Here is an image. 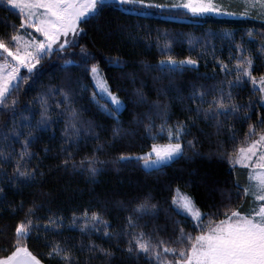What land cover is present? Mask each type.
Returning <instances> with one entry per match:
<instances>
[{
  "label": "trees",
  "instance_id": "1",
  "mask_svg": "<svg viewBox=\"0 0 264 264\" xmlns=\"http://www.w3.org/2000/svg\"><path fill=\"white\" fill-rule=\"evenodd\" d=\"M20 23L16 10L0 5V37L10 39ZM84 29L77 47L51 56L38 66L39 71L32 79L20 86L17 122L21 114L29 112L39 119L37 97L44 95L49 96V103L53 105V122L47 129L36 130V141L30 147L36 156L29 164L30 169H37L35 181L13 186L7 177L12 174L14 161L0 167V187L5 189L0 195V230L4 232L0 236V249L11 244L15 226L28 208L34 207V219L41 231L38 237L33 233L28 245L42 264H63L59 258L47 257L50 247L46 245L51 242L69 248L79 264H105L103 255L93 257L87 252L90 240L114 253L110 264H148L143 256L139 259L129 256L127 239L120 235L127 228L128 217L136 219L135 209L140 203L149 200L157 205L155 214L137 221L141 229L153 234L159 230V236L165 240L174 238L179 226L192 232L195 223L175 211L172 198L177 189L191 196L203 213L219 209L216 219L223 218L222 205L229 202V194L233 205L239 203L234 185L237 179L241 185L246 183V170L237 167L233 171L222 153L231 151L233 132L237 140L243 139L249 122L240 113L234 117H220L217 126V121L204 118L198 93L205 92V99L211 100L214 86L225 80L217 61L229 66L235 63L229 57L240 54L235 45L243 42L242 35L248 29L254 30L257 39L243 36L247 41L245 53L254 59L255 73H264V53L260 51L259 40L264 25L258 20L193 17L186 12L168 10L147 9L134 13L110 5L101 19ZM225 32L231 36H226ZM167 44H171L167 49L169 54L177 59L191 56L197 60V65L169 72L168 65H160V61L166 59ZM81 48L90 54L87 67L80 61L67 64L73 56L69 53L75 54ZM92 64L101 68L109 88L124 103L117 117L103 111L92 99L95 88L88 71ZM59 90L73 94L74 105L82 113V127L91 131V135L82 133L75 145H64V120L56 115L59 110L54 107L61 99ZM138 91L143 93V99ZM233 95L241 107L249 102L257 105L250 112L251 123L264 116V106L258 104L259 97L253 94L250 83L235 89ZM165 105L166 116L161 111ZM12 119L11 113L0 115V150L19 153L23 137H12L8 142L2 139L4 133L11 132ZM165 119L169 125L178 121L187 125L183 141L185 154L162 168L147 170L135 157L150 150L151 137L157 135ZM149 126L152 131L148 130ZM114 129L119 130V135ZM188 141H192L194 147H189ZM157 142L166 143V133L159 135ZM62 145L70 147L77 163L93 156L102 161L97 164V175L91 177L86 168L73 169L71 165L66 168ZM122 155L132 159L120 160ZM247 207L245 203V209ZM85 212L89 216L96 213L106 220L113 238L104 237L102 231L90 235L81 233L79 225L84 223L83 219H78L77 226L71 227L73 216L79 218ZM50 217L62 221L58 231L44 229Z\"/></svg>",
  "mask_w": 264,
  "mask_h": 264
},
{
  "label": "snow or ice",
  "instance_id": "2",
  "mask_svg": "<svg viewBox=\"0 0 264 264\" xmlns=\"http://www.w3.org/2000/svg\"><path fill=\"white\" fill-rule=\"evenodd\" d=\"M0 5L17 10L21 20L19 29L13 32L10 39L0 37V115L11 113L13 117L11 132L4 133L2 139L8 142L12 137H23L19 153L11 149L0 150V167L11 161L15 163L12 174L7 177L13 186L26 185L37 179V169L29 168L31 161L36 158L30 147L36 141V130L47 129L53 122V105L49 103L48 95L37 97L39 119L29 112L21 114L20 122H17V96L21 84L32 79L39 71L38 66H42L54 54L59 55L69 48L77 47L76 41L84 32V26L101 19L110 5H118L124 10H134L137 13H142L145 9L184 10L193 17L224 16L258 20L264 25V0H0ZM29 29L32 31H28ZM33 33H38L39 36ZM225 35L231 36V33L225 32ZM243 36L250 40L257 39L254 30H246L242 35L243 42L235 45V50L240 54L229 57L234 59L235 63L229 66L217 61L221 65L220 71L225 74V80L214 86L211 100L205 99V92L198 93L204 118L217 121V126L220 117H234L240 113H243L244 119L249 122L243 139L237 140L236 133L233 132L231 151L225 150L222 153L233 171L237 167L246 170V183L241 185L237 179L234 185L239 203L233 205L229 194V202L222 205L223 218L216 219L219 209L213 213H203L191 196L177 189V194L172 198L175 211L177 214L191 217L195 223L192 232H186L183 226H179L177 235L165 240L159 236V230H156L155 234L147 233L137 222L156 212L157 205L145 200L135 209L138 214L136 219L129 216L127 228L120 234L127 239L126 251L129 256H135L137 259L143 256L148 264H264V116H260L256 123H251L250 112L257 105L249 102L241 107L233 95L235 89L250 83L253 94L259 97L258 104L264 105V73H255V62L250 54L245 53L247 41L243 40ZM259 40L260 51L264 53V33L260 34ZM170 48L171 44L165 45L166 59L160 61L161 66H169V72L183 71L186 66L197 65V60L191 56L177 59L169 54L167 49ZM80 52V63L87 67L90 54L85 48H81ZM66 63L71 64L72 61ZM22 70L25 72L22 73ZM88 71L95 82L92 99L109 115L117 114L123 106V101L109 88L107 81L100 78L96 64H92ZM97 93L107 97L105 104L99 103ZM59 95L61 99L54 107L59 110L56 115L64 120V145H75L82 133L91 135V131L82 127V113L74 105L73 94L59 90ZM138 95L143 99L142 92L138 91ZM193 95L195 97L197 93L194 91ZM109 104L113 107H109ZM205 104L207 107H203ZM161 111L166 116L167 106H163ZM199 111L200 109L198 113ZM186 128L185 123L178 121L175 125H169L167 119L163 120L157 135L151 137L150 150L135 159L143 161L147 168L167 165L182 157L185 154L183 141L187 134ZM148 130L152 131V126H149ZM114 132L119 135L118 129H114ZM165 133L167 142L158 143L157 137ZM64 145L62 151L66 155L63 165L66 168L69 165L73 169L86 168L91 177L97 175V164L103 163L102 161L93 156L77 163L72 158L70 147ZM188 146L194 147L192 141H188ZM47 151L45 149L46 153ZM119 159L128 160L132 157L122 155ZM39 174L43 175L42 172ZM4 192L5 189L0 187V195ZM245 203L248 205L247 209ZM34 211V207L28 208L24 218L15 226L11 244L0 249V264H42V260L28 245L33 233L38 237L41 231L40 225L34 219ZM78 219L84 221L79 225L81 233L90 235L92 232L102 231L104 237L113 238L114 234H110L108 230V222L96 213L89 216L85 212L79 218L73 216L70 226L76 227ZM61 224L59 218L54 220L50 217L44 229L58 231ZM3 235L4 232L0 230V236ZM46 246L50 247L47 254L49 259L59 258L63 264H79L71 250L66 246L61 247L59 242H51ZM86 250L93 257L97 254L103 255L105 264H110L114 255L110 249L91 240Z\"/></svg>",
  "mask_w": 264,
  "mask_h": 264
},
{
  "label": "rangeland",
  "instance_id": "3",
  "mask_svg": "<svg viewBox=\"0 0 264 264\" xmlns=\"http://www.w3.org/2000/svg\"><path fill=\"white\" fill-rule=\"evenodd\" d=\"M15 10V9H14ZM147 9H145L143 12H145ZM17 11V10H16ZM131 11H133L134 13H136V11H134V10H131ZM157 11H159V10H157ZM168 11H173V12H179V13H182V12H186V11H184V10H176V9H171V10H168ZM187 13V12H186ZM187 14H189V15H191L190 13H187ZM217 17V16H216ZM219 17H224V16H219ZM226 18H229V17H226ZM28 31H32L31 29H29ZM21 32H23V30L21 31ZM33 35H36V36H39V34L38 33H33ZM27 38V37H26ZM42 38V37H41ZM78 42V40L76 41V43ZM78 44V43H77ZM69 49H71V48H69ZM69 55H73L70 59H68L67 61H71V60H73L72 62H75V61H80V58H81V52L80 51H78V52H76L75 54L73 53V52H71V53H69ZM68 64V63H67ZM99 68V72H100V78H102L103 80H106V78L103 76V73H102V70H101V68L100 67H98ZM23 72H25V70H22V73ZM91 77H92V82H93V86H94V88H95V82H94V79H93V76L91 75ZM107 81V80H106ZM108 84V83H107ZM97 99H98V101H99V103L101 104V105H103V104H105V102L107 101V97L106 96H104V95H102V94H100V93H97ZM109 107H113L112 105H108ZM264 106V105H263ZM124 108V103H123V106L120 108V110H119V112L117 113V114H113L115 117H117L118 115H119V113L121 112V110ZM137 160V159H136ZM140 163H141V165H142V167L143 168H145V169H147V170H154V169H158V168H162L163 166H166V165H163V166H151V167H145L144 166V162L143 161H139ZM177 194V193H176ZM191 218V217H190Z\"/></svg>",
  "mask_w": 264,
  "mask_h": 264
}]
</instances>
